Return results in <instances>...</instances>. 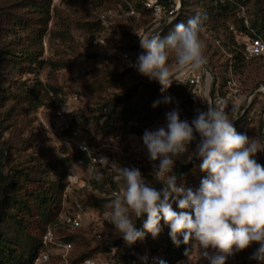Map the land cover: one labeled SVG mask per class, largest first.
Listing matches in <instances>:
<instances>
[{"label":"rangeland","instance_id":"rangeland-1","mask_svg":"<svg viewBox=\"0 0 264 264\" xmlns=\"http://www.w3.org/2000/svg\"><path fill=\"white\" fill-rule=\"evenodd\" d=\"M48 4L50 20L44 26V18L34 11V6L44 7ZM128 4L129 6L126 4L124 8L118 0H0V52L4 57L11 59L5 63L0 62V152L4 154L1 172L4 175H13L14 171L29 174L27 180L24 178L17 180L16 192L20 191L19 194L31 191L33 185L30 181L40 180L36 178H47L49 182L56 181L58 173L40 175L38 172L45 170L43 157L48 154L70 159L66 185L69 177L76 176L83 180L87 176L85 165L73 160L71 152H63L42 129V123L48 121L57 105L69 98L73 92H77L81 97L77 104L79 114L89 117L90 126L87 132L101 144L108 146L117 168L136 167L151 186L157 190L164 186L165 181L162 178L152 175V161L148 158L141 137L131 136L120 153L117 148L123 144L112 140V132L107 124L104 125L102 118L96 122L102 105L122 95H132V105L141 104V77L135 67V55L140 35L150 30L153 18L141 10L135 12L131 3ZM189 6L183 23L187 24L192 17L201 18L200 35L206 45V67L212 76L204 67L197 72L181 71L176 74V80L171 86L189 85L191 97L186 98L189 94L188 88L182 91L180 96H173L166 102V95L170 93L171 87L165 93L162 89L158 96L163 114L154 120L146 131L166 126V114L175 106L179 109L180 118L191 123L197 111H207L208 103L215 105L218 94L224 99V111L230 118L234 117L232 123L235 129L238 131L242 127L245 130L243 134L250 139L258 138L262 142L264 58L246 60L234 47L236 39L232 28L236 31L241 29V22L234 10L228 11L221 7L216 9L206 1ZM129 8L134 10L135 16L116 20L111 27V37L103 44H96L95 38L102 31V29L99 32L94 31L95 22L97 20L100 22V14L108 9L119 13ZM246 8L250 16L251 29L261 37L263 31L259 29L264 23V0H248ZM175 25L169 32L174 30ZM44 30L40 39V33ZM136 44L137 48L133 51ZM29 51H33V57L37 62L43 61L42 66L27 64L23 68L24 62L21 60L23 53ZM236 53L239 55L238 59L234 57ZM12 61L21 62L18 63L21 65L19 71L13 69ZM170 62L174 65L175 74L179 68L175 66L174 59ZM235 63L237 68L234 71L232 69ZM190 81L195 82L191 84ZM152 83L160 85L158 81ZM32 87L40 90L41 95L47 92L43 105L35 110L28 106L26 101V92ZM52 89L57 90V94ZM253 91L256 92L249 98ZM122 108L123 105H120L115 109V116L121 118ZM109 109L110 107L106 106L107 113ZM195 148L196 145L190 147V153L194 152ZM262 155L263 151L258 152L255 159H261ZM200 163L198 158L188 161L187 155L177 160L174 171L179 166L184 167L183 174L177 181L178 185L183 186L185 190L197 191L205 175L200 171ZM91 182L98 191L80 193L79 204L81 212L85 214L82 227L70 233L60 231L58 236L60 239H65L66 236L75 237L70 260L87 254L90 255V259L96 261V264H123L122 259L127 255V244L114 230L109 216L111 209L108 207L115 197L112 192L119 191L121 182H114L112 177L97 171L92 173ZM16 195L19 197L17 193ZM67 195L64 200L63 191L59 215L73 212L72 199L69 194ZM70 195L73 196L74 193ZM22 197L26 199L27 194H23ZM97 205H104V211H100ZM5 208L6 212L11 214H16L22 209H19L17 204L10 209L9 203ZM30 221L32 223L34 218ZM1 227L6 237L19 243L15 236V225L10 219L4 218ZM162 237L163 230L155 239L150 234L149 245L142 247L141 264H148V259L153 254L152 249L159 245V239ZM114 241H119L120 245L105 248V245ZM190 245L189 251L192 250V244ZM258 247V244H253L249 249L237 253L239 264H258L259 261L251 259ZM209 251L215 253V250ZM160 252L158 248L155 253ZM188 256L193 261L202 260L196 248ZM51 264H61L60 258L53 255Z\"/></svg>","mask_w":264,"mask_h":264},{"label":"clouds","instance_id":"clouds-1","mask_svg":"<svg viewBox=\"0 0 264 264\" xmlns=\"http://www.w3.org/2000/svg\"><path fill=\"white\" fill-rule=\"evenodd\" d=\"M201 29V18L192 17L187 24H176L166 36L139 38L143 52L135 65L137 71L167 90L176 80L172 59L184 73L201 70L207 63ZM233 119L222 107L208 103L207 111H197L191 123L173 110L166 114V126L144 132L152 175L165 183L157 190L138 168L116 169L121 183L108 205L109 216L127 245L143 240L145 233L157 238L163 221L170 228L173 244L179 246L180 236L185 245L192 244L187 256L196 248L208 264H226L229 257L258 244L251 259L264 264V166L255 159L264 151V142L238 133ZM197 134L199 141L190 153ZM186 155L188 161L198 158L205 174L195 192L178 185L174 171L176 161ZM173 199L179 212L173 208ZM141 219L139 230L136 221Z\"/></svg>","mask_w":264,"mask_h":264},{"label":"trees","instance_id":"trees-1","mask_svg":"<svg viewBox=\"0 0 264 264\" xmlns=\"http://www.w3.org/2000/svg\"><path fill=\"white\" fill-rule=\"evenodd\" d=\"M143 1L144 0H128L135 12L141 10L148 15H152L150 11L144 9ZM202 1L210 2L212 7L214 6L216 9H218V7H221L224 8V10L228 9V11H233L236 4H243L246 6V4L248 3V0H233L232 4L221 3L219 0H182L181 9L173 17L172 21L168 23L159 34H161L162 36L167 35L169 33V29L173 25L186 20L185 14L188 10V7H190L189 5L200 3ZM119 2L122 7H126V4H124L123 2L122 4L121 0H118V3ZM223 4L225 6H222ZM34 11L42 19L44 18V26H46L48 21L50 20L49 4L48 6L44 7L42 5H35ZM205 18L207 19V16ZM252 25L256 27L255 24L252 23ZM94 28V31L97 32L102 29L99 20L95 22ZM259 30L261 32L263 31L261 38L264 41V23ZM44 32L45 30L40 33V39L43 36ZM136 48L137 44L135 45L133 51H135ZM32 53L33 51L23 53V57L21 59L25 63L22 64L23 68L27 64H38L39 66L43 65V61L37 62V59L33 57ZM238 56L239 55L236 53V55H234L235 59H238ZM8 61H11V59L4 57V55L0 52V62L5 63ZM11 63L13 64L12 67L13 69H15V71L16 69L18 71L20 70L21 65L18 64L21 63L20 61H12ZM236 65L237 63H235L232 70L235 71V69L237 68ZM140 84L142 91V99L140 105L135 106L131 104L132 95H122L102 105V109L100 110L99 115H97L96 117V122H99V119L102 118V122L106 126L107 119L112 118L115 115V109L118 106L123 105L121 118L133 120L138 123L136 127H132L130 133L137 137L142 136L146 129L151 125V123L163 114V110L161 106H159L160 100L158 96L159 92L162 90L161 85L153 84L152 82L145 81L141 78ZM186 89H188L189 91V94L186 95L188 97L186 98L189 99L191 97V89L189 85L183 87H181L180 85L171 86L170 93L166 95V102L170 101L173 96H180L182 91H185ZM52 90L55 94H57V90ZM134 90H136V88H134ZM163 92L165 93L166 90H163ZM26 94L27 104L34 110L42 106L45 98H47V92H44L43 95H41V91L37 90L35 87L29 89ZM106 106L108 108L110 107V109L105 115L103 114V109L106 108ZM80 120L82 124H84L86 130H88V126H90L88 122L89 117H84L82 114H80ZM233 126L235 127V125ZM244 131L245 130L241 127V129L237 132L243 134ZM197 138H199L198 134ZM62 151L65 152L67 150L62 149ZM72 154L73 160H79L80 155L78 153ZM3 160L4 154L0 152V186H2V188L0 189V197L2 198L0 200V264H33L34 259L42 248V238L47 231L48 226L54 224L57 221L59 213L61 211L62 194L66 187V179L68 176L70 159L68 157L57 158L52 154H48L46 157H43V167L45 170H39L38 172H40V175L46 173H58L56 181L49 182L47 181V178H36L40 180L30 181V183L33 185L31 191H25L21 194H19L20 191L16 192L18 187L17 180L19 178H24L27 180L29 174L25 172L23 173V171H14L13 175H4L1 172ZM257 162L264 166V151L262 158L258 159ZM183 169V166H179L175 171L178 180L183 174ZM16 193L19 195V197H17ZM23 194H27V200L22 197ZM171 202L174 210L179 212L180 209L178 207V204L176 203V200L173 199ZM8 203L10 204V209L13 205L16 204L18 205L19 209H22L19 210V212L17 211L16 214L7 213L5 205ZM97 207L100 211H104V205H97ZM4 218L10 219V221L15 225V236L17 237L19 243L17 241L15 243L11 240V238L6 237L3 233L1 225L4 221ZM31 218H34V221H32V223L30 221ZM143 219H146V217H144ZM143 219L136 221V227L139 230H142L143 228ZM161 223L164 231V237H162V239H159V245L156 248L152 249L153 254H151L150 256L157 254L155 252L159 248L161 250L160 253L163 257L160 264H162V262L163 264H173L177 260L187 256L185 255V252L186 250H190L191 245H185L183 243V238H178L180 240L179 246L173 244L170 237V228L164 225L163 221ZM149 236L150 234L145 233L143 240L137 241L134 245L126 246L127 255L122 259L123 264H141V259L143 256L142 247L149 245ZM74 238L72 236H66L64 240L72 243ZM119 245V241H114L105 245V248L118 247ZM89 256L90 255L87 254H81L75 259H71V262L77 263L82 260L90 259Z\"/></svg>","mask_w":264,"mask_h":264},{"label":"built area","instance_id":"built-area-1","mask_svg":"<svg viewBox=\"0 0 264 264\" xmlns=\"http://www.w3.org/2000/svg\"><path fill=\"white\" fill-rule=\"evenodd\" d=\"M122 1L129 6L127 0ZM219 1L221 3H233V0ZM143 5L144 9L151 12L153 20L149 27L150 30L141 34L140 38L152 34H159L180 10L181 0H144ZM234 12L241 22L240 30L236 31L235 28H232L236 39V46L234 47L237 48V51H239L240 55L246 60L264 58V41L251 29L250 16L246 6L243 4H236ZM133 16H135V13L132 8L119 13L110 9L104 10L99 16L102 31L96 36L95 43L99 45L103 44L111 37V27L116 20ZM138 49L141 50L142 53L143 49L140 47V39L138 40ZM194 82L195 81H190L191 84H194ZM80 99V95L77 92H73L69 98L62 100L57 105L52 111L51 116H49L48 121L42 123L44 133L52 138L58 147L80 155L77 161L85 165L88 173L83 180L76 176L68 178V184L64 190V200L67 198V194H69L73 203V212L60 214L57 221L47 228L42 238V248L34 259L33 264H51L53 255L60 258L61 264H96L94 259H86L77 263H72L70 260L72 243L60 239L58 236L60 231L70 233L82 227L83 216L85 214L81 212V205L79 204L80 193L98 191L93 187L91 182L92 173L97 171L102 175L112 177L114 182H118L116 179L117 166L112 158V151L108 149L107 145L101 144L97 138H93L80 120V114L77 108ZM214 104L217 107H222L223 110L225 108L224 99L218 94ZM173 110L179 112L177 106L173 107L171 111ZM103 114H107L106 108L103 109ZM137 125L138 123L133 120L122 119L115 115L107 119V127L111 130L113 135L112 140L115 143L123 144V146L117 148L120 153L123 152L125 143H127L129 138L135 136L131 134L130 131L132 127H136ZM140 137L142 138L143 135ZM197 142L198 138H196V141H194L190 147L195 146ZM156 163L158 164V162ZM71 193H74V195H70ZM112 194L115 196L117 191H113ZM102 195H104V193H102ZM162 258L161 253L152 255L148 259V264H160ZM173 264H208V262L206 260L193 261L190 256H186ZM226 264H239L237 253L233 257H229Z\"/></svg>","mask_w":264,"mask_h":264},{"label":"water","instance_id":"water-1","mask_svg":"<svg viewBox=\"0 0 264 264\" xmlns=\"http://www.w3.org/2000/svg\"><path fill=\"white\" fill-rule=\"evenodd\" d=\"M141 54V50H137V53H136V57H135V60H136V63H137V59H138V56ZM204 68H205V70L209 73V75H211L210 74V71L207 69V67H206V65H204ZM179 72H181L180 71V69L175 73V75L176 74H178ZM139 76L142 78V79H144V80H146V81H149V82H157V81H155V80H149L147 77H145V76H143V75H141V74H139ZM212 76V75H211ZM256 91H253V92H251L250 93V95H249V98L255 93ZM211 102V101H210ZM262 130H263V133H264V115H263V119H262ZM264 135V134H263ZM262 142H264V137H263V141Z\"/></svg>","mask_w":264,"mask_h":264}]
</instances>
